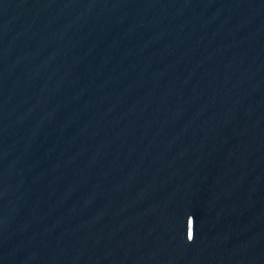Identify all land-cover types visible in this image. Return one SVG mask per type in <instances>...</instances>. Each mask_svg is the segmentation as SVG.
<instances>
[{
	"label": "water",
	"instance_id": "1",
	"mask_svg": "<svg viewBox=\"0 0 264 264\" xmlns=\"http://www.w3.org/2000/svg\"><path fill=\"white\" fill-rule=\"evenodd\" d=\"M0 264H264V0H0Z\"/></svg>",
	"mask_w": 264,
	"mask_h": 264
}]
</instances>
